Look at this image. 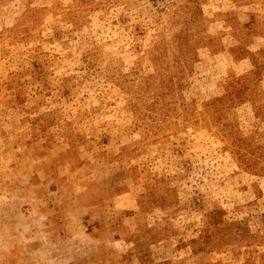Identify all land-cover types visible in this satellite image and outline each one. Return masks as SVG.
<instances>
[{"label":"rangeland","instance_id":"1","mask_svg":"<svg viewBox=\"0 0 264 264\" xmlns=\"http://www.w3.org/2000/svg\"><path fill=\"white\" fill-rule=\"evenodd\" d=\"M0 264H264V0H0Z\"/></svg>","mask_w":264,"mask_h":264}]
</instances>
